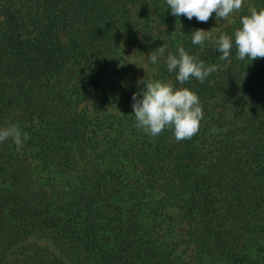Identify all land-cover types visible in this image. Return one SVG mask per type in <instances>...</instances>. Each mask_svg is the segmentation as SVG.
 <instances>
[{"label": "trees", "instance_id": "16d2710c", "mask_svg": "<svg viewBox=\"0 0 264 264\" xmlns=\"http://www.w3.org/2000/svg\"><path fill=\"white\" fill-rule=\"evenodd\" d=\"M250 7L264 0L217 24L166 0H0V129L23 139L0 143V264H264V58L191 42ZM124 45L199 96L198 134L137 129ZM180 46L217 71L180 84L165 63Z\"/></svg>", "mask_w": 264, "mask_h": 264}, {"label": "clouds", "instance_id": "9594fccd", "mask_svg": "<svg viewBox=\"0 0 264 264\" xmlns=\"http://www.w3.org/2000/svg\"><path fill=\"white\" fill-rule=\"evenodd\" d=\"M166 3L173 16L183 15L188 20L195 17L197 21L207 23L215 13L218 24L221 20L230 22L229 18L244 7L245 0H166ZM240 25L232 35L220 34L218 38L212 36L211 30H194L191 42L202 46L206 41H211L222 53L220 60L229 59L233 48L239 60L264 58V9L250 7L249 13L240 17ZM166 47L162 45L152 51L148 55L149 61L158 64L160 58L165 57ZM165 63L169 73H176V80L180 84L191 79L204 83L217 71L216 65H205L203 60L190 55L183 46L178 48V55L169 53ZM137 84L146 85L132 96L137 129L153 137L171 130L177 141L191 139L198 134L204 113L195 92L188 88H175L171 81L140 79ZM138 96L142 98L138 99ZM23 135L27 139V133ZM8 139L18 148L23 146L17 125L0 129V143Z\"/></svg>", "mask_w": 264, "mask_h": 264}, {"label": "rangeland", "instance_id": "374dc122", "mask_svg": "<svg viewBox=\"0 0 264 264\" xmlns=\"http://www.w3.org/2000/svg\"><path fill=\"white\" fill-rule=\"evenodd\" d=\"M124 53H125V57H127L130 60L133 68L136 70V78H137V81L140 80V79L151 80L150 79V73L146 70L143 61L140 58H138V57H132L130 55V50L125 45H124ZM136 87L139 90H141V89L146 88V85L145 84H139L138 85L136 83Z\"/></svg>", "mask_w": 264, "mask_h": 264}]
</instances>
